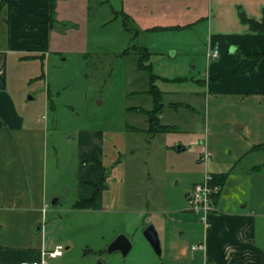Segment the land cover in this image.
Masks as SVG:
<instances>
[{
  "label": "rangeland",
  "instance_id": "374dc122",
  "mask_svg": "<svg viewBox=\"0 0 264 264\" xmlns=\"http://www.w3.org/2000/svg\"><path fill=\"white\" fill-rule=\"evenodd\" d=\"M167 1L54 0L52 15L38 25L48 26L45 52L6 60L18 110L47 130L56 182L46 215L55 225L46 229L51 242L69 247L65 264H172L163 247L155 256L141 233L156 221L153 207L185 206V192L204 174H217L212 186L226 208L246 206L264 243V94L211 95L203 84L213 61L206 58L209 34L236 32L241 14L256 17L257 7L264 14V0H194L202 13L196 22L179 14L169 19ZM143 48L149 73L136 69ZM149 74L165 132H145L140 111L150 108L143 92ZM87 147L101 156L92 168L100 195L92 210L75 212L83 210L70 205L78 181L93 179L79 159L95 164ZM117 235L130 243L124 257L106 253Z\"/></svg>",
  "mask_w": 264,
  "mask_h": 264
},
{
  "label": "crops",
  "instance_id": "0c3cea01",
  "mask_svg": "<svg viewBox=\"0 0 264 264\" xmlns=\"http://www.w3.org/2000/svg\"><path fill=\"white\" fill-rule=\"evenodd\" d=\"M10 5L11 12L0 11V264L36 261L41 251L62 246L59 241L51 242L46 229L55 225L53 220L46 221V215L51 212L48 199L54 195L56 182L51 165L47 163V130L18 110V102L9 90L6 67L9 55L15 61L17 57L32 58L33 54L39 53L37 41L44 30L38 25L48 13V3L46 0H10ZM162 8H165L163 12L170 13L169 19H176L178 14L183 20L196 22L202 19L194 0H169ZM257 9L256 17L250 18L247 14L246 18L253 21L264 18ZM121 15L129 18L122 12ZM239 27L234 33L209 34L207 53L215 50L217 56L209 59L213 61L208 64L203 81L208 94H264V56L255 64L237 56L264 53V35L249 33L241 24ZM83 151L95 161V164L85 166L84 162L88 160L79 157L84 167L91 168L93 179L92 182L78 181L73 203L88 199L93 193L91 186L99 178V173L92 168L101 165L100 154L91 147ZM209 158L210 154L205 163ZM99 195L100 190L96 198ZM212 199L215 211L208 215L204 224L187 212L185 206L169 212L153 207L150 213L157 217L149 224L156 232L160 251L163 247L172 264H264V243L256 231L251 212L244 210L245 205L226 208L218 193ZM93 208L94 204L89 209ZM179 241L181 246H177ZM192 246L196 248L191 250ZM62 247L61 256L46 260V264H65L63 258L69 247L66 244Z\"/></svg>",
  "mask_w": 264,
  "mask_h": 264
},
{
  "label": "trees",
  "instance_id": "16d2710c",
  "mask_svg": "<svg viewBox=\"0 0 264 264\" xmlns=\"http://www.w3.org/2000/svg\"><path fill=\"white\" fill-rule=\"evenodd\" d=\"M46 1L48 3V13L43 18L49 19L54 10V3H53L54 0H46ZM2 9H6L8 13L12 10V7L10 5V0H0V11ZM124 19L127 20L128 18L124 17ZM239 23L243 26H246L249 33L257 34V35H264V18H262L259 21H253L251 19H247L241 14L239 17ZM43 25H44V32L37 42V45L42 53L45 52L46 50L47 30H48V26L44 22H43ZM140 54L142 56H140L137 60L136 69L138 71L149 73V66L145 64L148 53L143 48L140 50ZM263 56H264V53L251 56V58H254L255 61H258ZM154 80H155V77L149 74L148 88L147 90L143 91L144 94L150 99V108L146 110L145 112L140 111V113H142L146 119L147 129L145 130V132L147 133L167 131V128L165 126L159 125V120L157 118V115L162 111L163 106L160 103V92L153 86ZM127 110L130 111V108H128ZM212 183L213 182H211V184ZM99 185H93L92 195L88 199L74 202L72 205V208L73 209H89L95 201L96 193H97Z\"/></svg>",
  "mask_w": 264,
  "mask_h": 264
},
{
  "label": "built area",
  "instance_id": "2783aa9c",
  "mask_svg": "<svg viewBox=\"0 0 264 264\" xmlns=\"http://www.w3.org/2000/svg\"><path fill=\"white\" fill-rule=\"evenodd\" d=\"M217 56L215 50L206 54L207 59H213ZM209 156L207 152L201 157V161ZM212 176L204 174L202 180L193 184L189 190L185 193V210L195 215L200 223L206 221L208 215L215 211L213 206L212 197L215 195V187L212 186ZM195 246L190 247L191 250L195 249ZM63 251L61 245H56L49 251H41L40 258L36 261L21 262L19 264H46V260L55 259L60 257Z\"/></svg>",
  "mask_w": 264,
  "mask_h": 264
},
{
  "label": "water",
  "instance_id": "95a60500",
  "mask_svg": "<svg viewBox=\"0 0 264 264\" xmlns=\"http://www.w3.org/2000/svg\"><path fill=\"white\" fill-rule=\"evenodd\" d=\"M240 127H235V130H237ZM177 152L181 151L182 148L178 147ZM56 202V199L51 200L50 205H54ZM143 239L147 242L149 247L151 248L152 252L156 255H160V249H159V242L157 239L156 232L152 225H147L142 233H141ZM130 249V243L123 235H117L107 246L106 253H112V252H118L122 257H124ZM99 264V263H97Z\"/></svg>",
  "mask_w": 264,
  "mask_h": 264
}]
</instances>
